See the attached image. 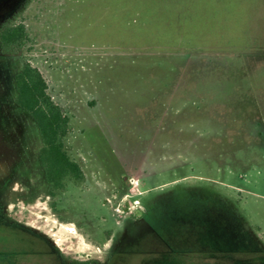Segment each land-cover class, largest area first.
<instances>
[{
  "label": "rangeland",
  "instance_id": "374dc122",
  "mask_svg": "<svg viewBox=\"0 0 264 264\" xmlns=\"http://www.w3.org/2000/svg\"><path fill=\"white\" fill-rule=\"evenodd\" d=\"M8 20L29 40L0 52V264H264V0H0ZM25 61L85 176L54 197Z\"/></svg>",
  "mask_w": 264,
  "mask_h": 264
},
{
  "label": "trees",
  "instance_id": "16d2710c",
  "mask_svg": "<svg viewBox=\"0 0 264 264\" xmlns=\"http://www.w3.org/2000/svg\"><path fill=\"white\" fill-rule=\"evenodd\" d=\"M29 40L22 21L8 20L0 26V52L15 53ZM15 103L34 121L39 138L38 162L46 182V193L54 197L65 190L68 183L81 184L84 172L69 157L64 148L68 131V116L53 101L47 91V82L40 70L25 61L14 74Z\"/></svg>",
  "mask_w": 264,
  "mask_h": 264
},
{
  "label": "built area",
  "instance_id": "2783aa9c",
  "mask_svg": "<svg viewBox=\"0 0 264 264\" xmlns=\"http://www.w3.org/2000/svg\"><path fill=\"white\" fill-rule=\"evenodd\" d=\"M115 210H116V211H119V207H118V206H116V207H115Z\"/></svg>",
  "mask_w": 264,
  "mask_h": 264
}]
</instances>
